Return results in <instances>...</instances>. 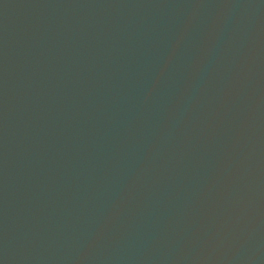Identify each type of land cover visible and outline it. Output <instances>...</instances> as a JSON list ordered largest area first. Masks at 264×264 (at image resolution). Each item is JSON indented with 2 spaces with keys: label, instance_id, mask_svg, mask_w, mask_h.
<instances>
[{
  "label": "water",
  "instance_id": "water-1",
  "mask_svg": "<svg viewBox=\"0 0 264 264\" xmlns=\"http://www.w3.org/2000/svg\"><path fill=\"white\" fill-rule=\"evenodd\" d=\"M0 264H264V0H0Z\"/></svg>",
  "mask_w": 264,
  "mask_h": 264
}]
</instances>
